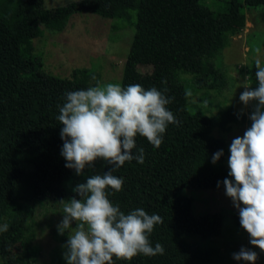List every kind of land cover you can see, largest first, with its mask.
<instances>
[{"label": "trees", "instance_id": "16d2710c", "mask_svg": "<svg viewBox=\"0 0 264 264\" xmlns=\"http://www.w3.org/2000/svg\"><path fill=\"white\" fill-rule=\"evenodd\" d=\"M244 6L264 7V0H230L220 13L198 0H77L52 8L39 3L16 14H5L0 2V222L9 225L0 233V255L6 264H16L15 237L32 222L36 204L79 198L74 191L78 182L72 179L75 170L66 168L60 155L62 125L56 116L65 91L88 87L90 75L85 69L74 70L69 79L44 72L32 56L31 40L41 35L40 26L64 29L76 13L127 21L131 10L136 12L135 33L121 85L138 83L163 91L171 97L166 107L177 123L167 125L158 147L142 136L135 138L136 147L144 149V161H126L115 169L113 174L123 177V184L119 191L110 190L108 197L125 212L142 207L159 214L162 222L154 225L149 239L153 246L159 242L164 252L114 258V264H195L200 253L203 264L219 262L217 247L201 248L190 240L196 236L206 240L217 232L219 213L194 216L192 199L182 190L224 189L227 145L212 131L224 133L231 125H243L246 115L233 106L217 115L190 112L191 96L179 74L191 75V83L199 89L224 85L214 59L245 27ZM140 66L149 70L141 72ZM255 71L250 70V78L257 85ZM217 149H223V155L212 163ZM110 167L103 160L102 173ZM233 215L234 224L240 226L238 211ZM62 240L66 251L67 239Z\"/></svg>", "mask_w": 264, "mask_h": 264}, {"label": "clouds", "instance_id": "9594fccd", "mask_svg": "<svg viewBox=\"0 0 264 264\" xmlns=\"http://www.w3.org/2000/svg\"><path fill=\"white\" fill-rule=\"evenodd\" d=\"M254 65L257 85L245 86L239 95L244 105L256 102L248 117L251 123L228 146V174L222 183L238 211L239 224L248 234L249 244L264 251V62L257 58ZM170 101L171 97L155 86L144 88L138 83L122 86L97 82L65 91L56 116L62 125L60 155L65 167L80 175L98 158L111 165L102 174L77 183L74 191L79 198H69L63 204L57 230L65 233L71 229L66 240V264H114V258L127 260L137 254L154 256L164 252L159 242L153 246L149 239L154 225L162 222L159 214H149L142 207L125 212L108 197L110 190L119 191L123 184V177L114 175V170L126 161H144V149L136 147L135 138L142 136L158 147L167 125L177 123L166 107ZM222 155L223 149H217L211 162ZM220 183L217 181V186ZM72 222L75 227H70ZM8 227L7 222H0V233ZM232 257L255 264L257 253L241 246Z\"/></svg>", "mask_w": 264, "mask_h": 264}, {"label": "rangeland", "instance_id": "374dc122", "mask_svg": "<svg viewBox=\"0 0 264 264\" xmlns=\"http://www.w3.org/2000/svg\"><path fill=\"white\" fill-rule=\"evenodd\" d=\"M77 0H0L5 14L24 12L40 4L44 8L65 5ZM230 0H198L214 13L225 10ZM7 9V12L5 11ZM245 27L234 36L214 59L224 75V85L213 90L199 89L191 83V75L179 74L185 80V89L189 99V111H197L206 115H217L228 106H233L238 112L246 115L243 125H231L228 132L216 129L212 135L225 140L228 146L235 136H242L250 126L249 113L253 110L255 101L244 105L239 100L245 86L255 88L256 84L250 78V70L259 58L264 62V7H246ZM131 18L123 21L119 18H102L92 13L73 14L64 29L57 31L40 26L41 35L33 38L32 56L39 60L41 69L58 78L69 79L74 70L85 69L90 75L88 85L97 82L101 85L112 82L120 83L125 59L135 33L136 12L130 11ZM141 72H147V67H138ZM193 109V110H192ZM103 159L98 158L86 165L77 175L72 173V179L83 183L93 174H102ZM227 165V161H226ZM228 167V165H227ZM92 174L88 171V169ZM182 193L192 199V214L200 216L206 213H219L220 228L210 238L200 240L198 236L191 237L202 247H217L221 255L219 262L206 264H248L236 261L232 253L241 246L252 248L257 253L255 264H264V251L249 244V236L241 226H236L233 213L237 209L224 189H193L185 188ZM63 202H45L36 204L32 222L25 231H20L15 237L13 259L16 264H66L64 258L65 246L62 240L67 239L71 229L65 233L57 230V225L63 215ZM70 227H75L72 222ZM195 264H203V253L199 254ZM0 264H6L0 255Z\"/></svg>", "mask_w": 264, "mask_h": 264}]
</instances>
